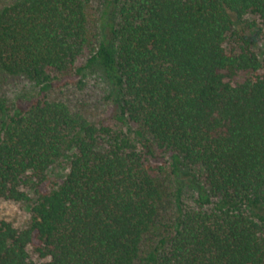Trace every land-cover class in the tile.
Returning a JSON list of instances; mask_svg holds the SVG:
<instances>
[{
	"label": "trees",
	"instance_id": "trees-1",
	"mask_svg": "<svg viewBox=\"0 0 264 264\" xmlns=\"http://www.w3.org/2000/svg\"><path fill=\"white\" fill-rule=\"evenodd\" d=\"M103 1L96 36L86 0L0 4V70L39 87L0 101V199L33 202L24 229L0 212V264H264V60L255 38L225 47L247 14L264 26V0ZM93 67L127 130L49 97ZM168 174L178 214L144 253ZM188 184L200 191L192 207Z\"/></svg>",
	"mask_w": 264,
	"mask_h": 264
},
{
	"label": "rangeland",
	"instance_id": "rangeland-1",
	"mask_svg": "<svg viewBox=\"0 0 264 264\" xmlns=\"http://www.w3.org/2000/svg\"><path fill=\"white\" fill-rule=\"evenodd\" d=\"M5 1L6 0H0V4ZM86 1L90 30L92 34L96 36L100 28V17L102 9L104 8V1ZM243 37L256 39V43L252 46V50L261 60H264V26L258 15L250 13L240 22H237L225 42V47L229 51L239 49ZM89 56L90 54L82 58L79 64L85 63ZM76 81L78 83H73L69 86H55L51 88L49 97L52 100L66 102L73 111L81 112L91 122L99 123L101 121H107L115 127L127 130L126 126H122L112 119L115 112V102L112 95L111 84L102 69L99 67L90 68L82 76L77 77ZM38 92L39 87L27 78L12 76L0 70V101L5 99L10 106H15L20 99L32 100L36 98ZM187 171L189 174L194 175L202 184L203 176L200 169L191 168V170ZM68 172L69 162L68 159H65L52 169L50 176L53 182H58L63 180ZM162 178L167 188V194L161 206L160 221L162 228L159 231L152 232L146 238L143 247L144 253L151 250L157 244L160 237L172 231L173 224L178 214L175 197L177 184L170 174L164 175ZM199 192L198 186L188 184L184 187L182 200L185 207L195 206ZM30 194L35 199V194L32 190ZM32 203L33 202H16L0 199L1 218L12 223L18 229H24L32 220ZM29 254L30 259L36 263L47 261V259H42L31 246L29 247Z\"/></svg>",
	"mask_w": 264,
	"mask_h": 264
}]
</instances>
